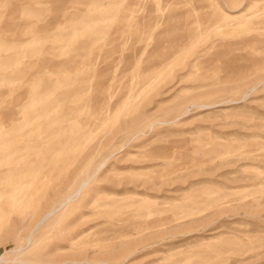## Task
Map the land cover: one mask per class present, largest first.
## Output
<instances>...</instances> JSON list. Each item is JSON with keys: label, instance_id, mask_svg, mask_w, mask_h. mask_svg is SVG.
Instances as JSON below:
<instances>
[{"label": "rangeland", "instance_id": "obj_1", "mask_svg": "<svg viewBox=\"0 0 264 264\" xmlns=\"http://www.w3.org/2000/svg\"><path fill=\"white\" fill-rule=\"evenodd\" d=\"M0 264H264V0H0Z\"/></svg>", "mask_w": 264, "mask_h": 264}, {"label": "bare ground", "instance_id": "obj_2", "mask_svg": "<svg viewBox=\"0 0 264 264\" xmlns=\"http://www.w3.org/2000/svg\"><path fill=\"white\" fill-rule=\"evenodd\" d=\"M71 201H72V196H67V197L65 198V200L63 201V203H61V204H62L61 207L66 206V205L69 204ZM61 207H60V208H61ZM61 209H62V208H61ZM57 211H58V208L53 209L50 213H48L45 217H43V218L40 220V223H39V224L43 223L47 218H49V217H51L52 215H54Z\"/></svg>", "mask_w": 264, "mask_h": 264}]
</instances>
